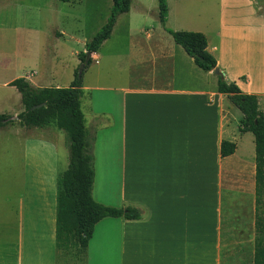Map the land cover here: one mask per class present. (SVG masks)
I'll return each mask as SVG.
<instances>
[{
  "label": "crops",
  "instance_id": "0c3cea01",
  "mask_svg": "<svg viewBox=\"0 0 264 264\" xmlns=\"http://www.w3.org/2000/svg\"><path fill=\"white\" fill-rule=\"evenodd\" d=\"M258 1L243 6L248 18L232 13L216 28L192 27L181 16L174 20L175 31L206 35L223 76L200 69L160 22L144 16V2L122 40L117 38L119 19L134 15L132 5L92 54L85 74L94 65L109 68V92L117 99L112 116L95 98L108 90L85 86L84 74L83 97L85 91L92 93L87 111L85 104L82 109L88 132L94 125L89 133L96 170L93 198L103 205L139 208L144 216L100 221L80 258L67 260L65 253L78 247L65 251L57 244L60 182L69 166L66 135L54 127L27 130L17 111L9 114L14 124L0 129V264H79L84 259L90 264L103 225L105 234L118 235V264H254L255 137L240 132L243 115L218 91V81L221 76L257 95L264 111V12L258 11ZM167 3L168 26L173 9ZM225 3L234 8L237 0ZM63 35L59 32L57 39ZM80 63L78 54L74 78ZM34 73L22 76L37 88H66L74 80L63 85L56 68ZM223 141L236 144L234 154L221 156ZM99 181L108 190L98 191Z\"/></svg>",
  "mask_w": 264,
  "mask_h": 264
},
{
  "label": "trees",
  "instance_id": "16d2710c",
  "mask_svg": "<svg viewBox=\"0 0 264 264\" xmlns=\"http://www.w3.org/2000/svg\"><path fill=\"white\" fill-rule=\"evenodd\" d=\"M70 2L71 0H59ZM132 0H113L111 15L103 29L86 45L79 54L80 65L75 78L66 88H37L25 77L9 83L21 95L24 110L17 119L27 130L54 127L63 130L69 144V166L64 172L59 191L57 218V244L68 251L78 247L83 252L93 238L96 225L106 218L140 220L143 211L136 207L118 208L103 205L93 198L95 183V155L93 141L86 127L82 109L83 77L92 63V54L100 50L111 37L119 16L128 13ZM169 7L167 0H158V19L165 31L193 58L203 71L217 69V60L208 51V40L204 33L196 31H175L167 26ZM81 65H84L80 75ZM218 91L226 95L242 113L240 132H251L256 146V238L254 264H264V111L260 108L259 97L244 93L235 82L219 77ZM44 106L33 110L35 106ZM13 116L0 113V129L12 125ZM236 144L223 141L221 156L234 154Z\"/></svg>",
  "mask_w": 264,
  "mask_h": 264
},
{
  "label": "rangeland",
  "instance_id": "374dc122",
  "mask_svg": "<svg viewBox=\"0 0 264 264\" xmlns=\"http://www.w3.org/2000/svg\"><path fill=\"white\" fill-rule=\"evenodd\" d=\"M169 1L173 9L168 23L170 28L180 16L190 20L194 25L192 27L199 29H205L204 25L209 29L216 28L221 20L229 19L232 13L242 12L239 16L248 18V10L245 8L244 11L243 8L249 5L248 0H237L234 8L225 6L228 5L225 0ZM140 2L148 5V14L144 12V16L155 23L159 22L158 0H132L134 15H123L119 19V40L123 39L133 16L142 13ZM112 5L113 0H0V113L14 114L17 111L19 114L24 110L17 89L4 84L23 77L25 72L32 76L34 71L46 73L47 69L56 68L63 85L67 84L70 78L73 79L78 54L86 50L82 42H90L103 29L111 15ZM257 6L260 13L264 12V0H259ZM59 32H64V35L58 40ZM84 84L93 90L106 87L108 91L97 92L95 98L102 100L112 112L114 104L117 105V99L109 92L113 86L111 70L94 65L85 74ZM90 94V91H85L82 105ZM84 110L87 111L86 104ZM93 128L94 125L90 126L91 131ZM64 134L66 135L65 132ZM101 189L108 190L105 184L99 181L98 191ZM104 226L99 229L96 243L91 249L90 264H118V235L115 231L112 236L110 232L105 234ZM80 254L78 248L65 253L67 260L72 256L80 258ZM79 264L89 263L84 259Z\"/></svg>",
  "mask_w": 264,
  "mask_h": 264
},
{
  "label": "water",
  "instance_id": "95a60500",
  "mask_svg": "<svg viewBox=\"0 0 264 264\" xmlns=\"http://www.w3.org/2000/svg\"><path fill=\"white\" fill-rule=\"evenodd\" d=\"M83 68H84V65H81V68H80V75H81V73H82V70H83ZM215 73L217 74V75H221V76H223V74H222V72L220 71V70H218V69H215ZM45 104H41V105H39V106H35L34 108H33V110H35V109H37V108H40V107H42V106H44Z\"/></svg>",
  "mask_w": 264,
  "mask_h": 264
}]
</instances>
